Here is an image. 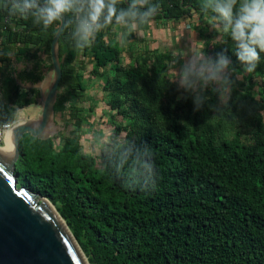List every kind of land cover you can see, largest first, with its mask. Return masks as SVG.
Returning <instances> with one entry per match:
<instances>
[{"label":"trees","instance_id":"trees-1","mask_svg":"<svg viewBox=\"0 0 264 264\" xmlns=\"http://www.w3.org/2000/svg\"><path fill=\"white\" fill-rule=\"evenodd\" d=\"M152 2L161 6L154 20L189 19L195 33L199 29L204 54L228 59L233 90L227 106L209 86L204 95L210 99L195 109L191 95L166 72L175 51L145 48L126 62L125 45L112 37L117 25L77 49L66 26L71 14H66L54 113L75 134L47 140L24 135L15 163L17 187L54 206L89 264H264V52L255 71L246 73L232 40L207 32L210 20L199 0ZM5 17L0 116L39 98L38 90L16 83L8 55L13 53L17 63L32 62L30 71L18 75L23 84L39 83L45 78L43 65L51 69L50 44L59 26L58 21L44 29L2 8V22ZM88 65L101 81L113 132L151 147L158 177L154 190L123 184L133 183L135 164L129 161L117 176L119 154L102 152L97 166L95 157L81 152L80 133L96 106H88L89 112L82 106Z\"/></svg>","mask_w":264,"mask_h":264},{"label":"clouds","instance_id":"clouds-1","mask_svg":"<svg viewBox=\"0 0 264 264\" xmlns=\"http://www.w3.org/2000/svg\"><path fill=\"white\" fill-rule=\"evenodd\" d=\"M123 2L124 0H2L0 7L10 16L32 18L35 24L42 25L44 29L64 19L66 14H71L66 20V26L72 29L70 37L74 47L83 49L109 25H118L123 29L119 34V41L122 45L126 44L127 37L133 31L153 22L161 7L152 0H128L127 6H120ZM199 8L208 16L213 29L232 40L235 55L244 65V72H254L259 62V52H264V0H199ZM203 47L202 43L194 42L188 52H176L166 61V72L171 73L170 82L191 95L196 110L210 99L204 95L209 86H213L212 91L217 94L219 104L227 106L233 90L231 73L228 71L229 61L223 55L215 60L207 57ZM21 111L22 109L16 108L10 114L0 116V155H14L17 149L16 116ZM89 151L96 158L101 152L109 156L119 154L117 176L122 173L125 164L129 161L134 163V176L131 178L133 183L125 181V186H138L142 191L155 189L157 168L148 144L138 145L124 136L108 131L93 138ZM100 169L107 171L103 165Z\"/></svg>","mask_w":264,"mask_h":264},{"label":"water","instance_id":"water-1","mask_svg":"<svg viewBox=\"0 0 264 264\" xmlns=\"http://www.w3.org/2000/svg\"><path fill=\"white\" fill-rule=\"evenodd\" d=\"M64 25L65 18L59 21L51 40L48 82L45 78L36 84L16 81L23 89L38 90L35 105L40 111L36 119L16 123L18 146L14 155H0V264H89L54 206L30 189L18 188L15 173L24 135L47 140L63 130L56 124L54 105L62 77L58 45Z\"/></svg>","mask_w":264,"mask_h":264},{"label":"rangeland","instance_id":"rangeland-1","mask_svg":"<svg viewBox=\"0 0 264 264\" xmlns=\"http://www.w3.org/2000/svg\"><path fill=\"white\" fill-rule=\"evenodd\" d=\"M208 23L210 27L207 30V32L212 33L213 31H216L215 29L212 28L211 21H209ZM190 24H191V29L187 30L186 32H183V34H180L179 36L177 34V36L174 35L172 39H169V40L163 39L155 44L153 43L151 48L154 49L156 47L160 51H165L167 49L176 51L179 49V46L181 43L180 41H182V44L180 46L182 48L181 53L188 52L191 49L192 44L194 42L195 43L201 42V37L198 36L199 29H197V32L195 33L193 29L194 26H192V23ZM112 37H114L115 40L119 41L118 34L113 35ZM124 45H126V50L124 52L126 62L130 61L131 56H139L145 52L144 43H141L139 41H136V42L134 41L130 44L129 42H127V44H124ZM196 47H199V45H196ZM43 67H48V64L44 65ZM48 72H45L46 75H45L44 82L46 83L49 80L48 78L50 75V69L48 70ZM92 74H93V66L88 65L86 73L84 75V82L86 85V95L83 99L82 106L86 110L88 106L90 105L95 104L96 106H95V111L91 114L90 118L85 122L84 126L82 127V130L80 133V148H81L82 153L90 154L93 157H95L94 154L89 151V145L91 144L93 138L95 136L103 135L108 131L113 132V127L112 125L108 124L109 111H108V108L105 107V104H104L106 101V98L101 92V86H102L101 81L100 79L94 77ZM39 111H40L39 107H37L36 105H30L28 107L22 108V111L19 112L16 116L17 117L16 123L29 120V119H36V117L39 115ZM87 112L89 111L87 110ZM55 121L59 127H63V130L59 131L57 136L60 134L64 136H72L73 134H75L71 125L65 128L64 120L61 119L59 115L55 116ZM101 154L102 152L99 154L97 158L95 157L97 166H99Z\"/></svg>","mask_w":264,"mask_h":264},{"label":"crops","instance_id":"crops-1","mask_svg":"<svg viewBox=\"0 0 264 264\" xmlns=\"http://www.w3.org/2000/svg\"><path fill=\"white\" fill-rule=\"evenodd\" d=\"M124 1L128 2V0H124ZM0 2H2V0H0ZM1 10H2V7H0V26L2 24ZM188 20L189 19H184V20L180 21V23H173V22L167 21L163 18L155 19V20L153 19V22H151L149 24L141 25L138 30L133 31L131 33V35H129L127 37V41L129 42V44L134 42V41L135 42L139 41L141 43H144L145 48L152 49L151 46L153 45V43L155 44V43H157L163 39L164 40L172 39L174 37V35L177 36V34H178V36H179L180 34H183V31L186 32L187 30H189L191 24H190V22H188ZM122 31H123V29L117 25L115 28V34H113V35H116V34L119 35ZM180 42H181L180 43V46H181L182 41H180ZM180 46H179L178 50L181 51L182 48ZM125 49H126V45H125ZM154 49L158 50L156 47ZM178 50H176L175 52H177ZM8 57H9V60L11 62L12 76L15 78L16 81L22 83L21 80L18 79V75L20 73L24 72V70L30 71L33 67L32 62H28V61L23 62L22 61V62L17 63L14 59L13 53L9 54ZM132 57H134V56H132ZM2 65H3V62L1 59V55H0V67H2ZM48 70L49 69L47 67H42L43 73L48 72ZM45 75H46V73H45ZM16 120H17V117H16Z\"/></svg>","mask_w":264,"mask_h":264},{"label":"built area","instance_id":"built-area-1","mask_svg":"<svg viewBox=\"0 0 264 264\" xmlns=\"http://www.w3.org/2000/svg\"><path fill=\"white\" fill-rule=\"evenodd\" d=\"M8 22V17H5L4 19H3V24H5V23H7ZM13 30H14V28H13Z\"/></svg>","mask_w":264,"mask_h":264},{"label":"bare ground","instance_id":"bare-ground-1","mask_svg":"<svg viewBox=\"0 0 264 264\" xmlns=\"http://www.w3.org/2000/svg\"><path fill=\"white\" fill-rule=\"evenodd\" d=\"M5 139L7 140L8 138L5 137Z\"/></svg>","mask_w":264,"mask_h":264}]
</instances>
